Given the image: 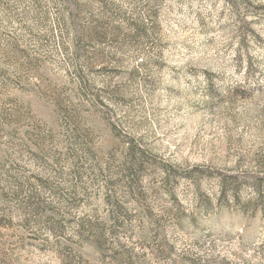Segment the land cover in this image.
Returning <instances> with one entry per match:
<instances>
[{
  "label": "rangeland",
  "instance_id": "374dc122",
  "mask_svg": "<svg viewBox=\"0 0 264 264\" xmlns=\"http://www.w3.org/2000/svg\"><path fill=\"white\" fill-rule=\"evenodd\" d=\"M75 2L0 0V264H264V0Z\"/></svg>",
  "mask_w": 264,
  "mask_h": 264
},
{
  "label": "trees",
  "instance_id": "16d2710c",
  "mask_svg": "<svg viewBox=\"0 0 264 264\" xmlns=\"http://www.w3.org/2000/svg\"><path fill=\"white\" fill-rule=\"evenodd\" d=\"M66 7L68 9V12H69V16L71 18V21L70 22H73V18L74 16L77 14V4L74 0V2L72 0H66ZM82 35H83V31H82Z\"/></svg>",
  "mask_w": 264,
  "mask_h": 264
}]
</instances>
